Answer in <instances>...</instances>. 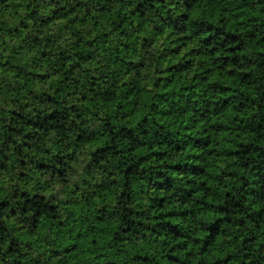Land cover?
<instances>
[{"label":"clouds","instance_id":"9594fccd","mask_svg":"<svg viewBox=\"0 0 264 264\" xmlns=\"http://www.w3.org/2000/svg\"><path fill=\"white\" fill-rule=\"evenodd\" d=\"M0 264H264V0H0Z\"/></svg>","mask_w":264,"mask_h":264}]
</instances>
